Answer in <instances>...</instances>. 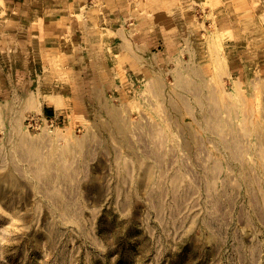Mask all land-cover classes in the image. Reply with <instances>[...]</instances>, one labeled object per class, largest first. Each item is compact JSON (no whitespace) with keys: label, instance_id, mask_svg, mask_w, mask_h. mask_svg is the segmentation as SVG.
<instances>
[{"label":"rangeland","instance_id":"obj_1","mask_svg":"<svg viewBox=\"0 0 264 264\" xmlns=\"http://www.w3.org/2000/svg\"><path fill=\"white\" fill-rule=\"evenodd\" d=\"M171 2L154 87L0 126V264H264V0Z\"/></svg>","mask_w":264,"mask_h":264},{"label":"crops","instance_id":"obj_2","mask_svg":"<svg viewBox=\"0 0 264 264\" xmlns=\"http://www.w3.org/2000/svg\"><path fill=\"white\" fill-rule=\"evenodd\" d=\"M173 22L171 0H0V126L45 108L94 119L112 95L135 100L137 81L172 73L155 62Z\"/></svg>","mask_w":264,"mask_h":264},{"label":"built area","instance_id":"obj_3","mask_svg":"<svg viewBox=\"0 0 264 264\" xmlns=\"http://www.w3.org/2000/svg\"><path fill=\"white\" fill-rule=\"evenodd\" d=\"M40 119H41V122H43L45 124V126L48 128H50L54 124H56L55 120L53 118H50V117L43 116ZM26 121H27V127H34V126H37L39 123L37 118H35L34 116L27 117Z\"/></svg>","mask_w":264,"mask_h":264}]
</instances>
